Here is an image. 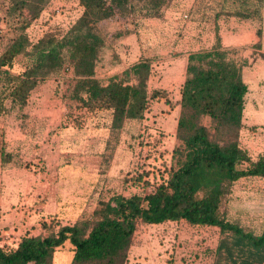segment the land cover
Returning <instances> with one entry per match:
<instances>
[{
	"label": "trees",
	"instance_id": "1",
	"mask_svg": "<svg viewBox=\"0 0 264 264\" xmlns=\"http://www.w3.org/2000/svg\"><path fill=\"white\" fill-rule=\"evenodd\" d=\"M41 1L9 2L12 10L27 6L35 17ZM162 1L145 4L146 13L153 14ZM80 4L83 13L62 36L45 35L32 43L22 25L7 39L0 52V116L23 110L38 83L58 75L67 64L73 67L70 97L76 102L71 105L91 113L110 110L112 127L143 118L154 98H164L174 107L166 92L156 89L149 94L147 80L152 68L147 59L125 72L126 77L134 75L135 83L111 78L104 84L96 77V64L105 47L99 23L117 12L135 11L133 0H80ZM19 56L26 61L17 70ZM247 92L241 66L220 47L191 53L177 101L181 107L177 135L184 148L177 150V167L157 183L156 191L101 201L91 219L74 224L43 219L48 234L26 235L15 246H0V264H54L57 248L66 241L73 246L70 264H127L139 220L159 224L181 219L220 228L213 264H264V228L256 234L220 212L229 184L245 176L264 177V154L253 159L238 141ZM204 116L211 118L213 134L203 124ZM0 156L3 165L12 159L3 148Z\"/></svg>",
	"mask_w": 264,
	"mask_h": 264
},
{
	"label": "rangeland",
	"instance_id": "2",
	"mask_svg": "<svg viewBox=\"0 0 264 264\" xmlns=\"http://www.w3.org/2000/svg\"><path fill=\"white\" fill-rule=\"evenodd\" d=\"M9 1L0 0V52L7 39L15 34L18 27L25 25L23 30L32 43L45 35L62 36L84 10L80 0H42L40 12L34 17L27 6L12 10L13 6ZM151 1L133 0L137 6L135 11L117 12L99 23L105 38V47L95 68L96 77L104 84H108L111 78L125 80V83H135L137 80L134 75L126 77L125 72L131 70L138 58L147 59L152 68L147 80L149 94L156 89L162 90L175 104L174 107H170L164 98H154L150 101V107L145 111L143 118L128 119L127 135H129L128 149L132 152L131 167L136 157L135 152L139 149L140 151H138L139 158L135 161L136 169L133 170L136 173L133 178L130 177L131 167L128 169L123 167L122 178L126 179L125 184L130 182L128 186L133 187L135 192L140 194L146 192L144 186L147 188L151 182L160 183L170 169L177 167V160L180 158L177 150L184 148L183 141L178 137L177 132L176 139L171 141L169 131L163 128L160 124L162 120H158L157 116L164 114L165 108L174 110L176 106L180 115L181 107L177 104L181 97L179 88L168 92L167 87L163 85L171 82L173 75L175 80H179V69L185 67L184 61L181 62L183 56L179 55L185 50L197 52L220 47L241 66L243 79L248 83V92L243 112V126L240 129L238 141L253 159L264 154V0H255L254 5L258 4L257 7L251 5L254 0H247L246 4L240 7H232L235 12L245 10L251 15L246 18L236 15L235 12H223L219 7L204 5L190 7L176 3L172 5L166 4V0L165 4L149 15L144 6ZM141 6H143L142 9ZM232 14L236 17L230 20L228 15ZM239 19H245L244 22L248 24L234 26L240 22ZM252 28H256L257 41L251 39L249 35ZM227 30L235 32L231 35L226 33ZM218 31L219 33L222 31L221 36H224V47L217 39ZM174 59H179L177 70L172 68L175 64L172 63ZM25 61V57L19 56L15 68L22 69ZM111 64L125 69L112 73V68L108 67ZM72 76L73 67L65 65L58 75L38 83L23 110L15 109L0 116V148L12 155L11 161L4 165L0 156V176L5 177L7 182L3 184L4 187L10 186L11 176V180H15V175L28 177L33 173L45 171L47 166L46 139L43 143H37L36 146L33 142L31 146L22 142L16 143L15 141H23L20 131L22 134L27 131L37 134L39 131L38 135L41 139L44 133L46 137V118H51L55 122L62 118L64 120L62 126L65 124H72L74 127L91 125L95 133L96 123L101 125L104 120H107L108 115L109 121L111 120L110 110L91 113L86 108L76 107V104L71 105L76 102L70 97L74 88V84L70 81ZM39 113L43 114L39 115ZM203 124L212 134L214 133V125L209 116L203 117ZM124 126H126L125 122L118 129ZM130 134H133L131 140ZM125 136V131L118 136L119 146L117 147L120 148ZM126 142L124 141L125 145ZM125 145H122L124 149H121L116 157L120 165H126L130 157V154L128 159V155L124 156L127 152ZM13 164L16 165L12 166ZM144 178H147L145 182H143ZM20 197L22 199L23 194ZM220 212L228 220L240 224L245 229L256 234L261 233L264 228V177L245 176L229 184L222 198ZM188 228L192 229L190 226ZM218 230L214 231L207 225L197 227L195 231L193 229L194 235L198 237L196 241H184L183 251H181L183 263L213 264L215 244L218 245L221 237L220 228ZM57 252L73 253V246L66 241L63 246L57 248Z\"/></svg>",
	"mask_w": 264,
	"mask_h": 264
},
{
	"label": "crops",
	"instance_id": "3",
	"mask_svg": "<svg viewBox=\"0 0 264 264\" xmlns=\"http://www.w3.org/2000/svg\"><path fill=\"white\" fill-rule=\"evenodd\" d=\"M246 1L166 0V4L173 5L176 3L190 7L204 5L213 8L219 7L223 12H235L232 7L245 5ZM254 3L255 0L251 5L257 7L258 4L255 6ZM162 4H165V0L159 5L161 6ZM235 13L244 17L241 13L247 12L242 10ZM228 16L230 20L236 17L233 14ZM244 21L246 20L241 19L234 26H241L242 23L248 24ZM255 31L256 28H252L249 31V35L251 39L257 41L258 38H255ZM221 32L219 33L218 31L217 36H219V43L224 47L225 39L224 36H221ZM233 32L235 31H226L227 34L231 35H233ZM245 37L247 36L245 35ZM258 49L261 50V48ZM193 52L195 50H185L179 55L183 56L181 62L184 61L185 67L183 66L184 68L180 67L179 69V80H175L173 78L175 75H173L171 82L163 85V87H167L168 92L174 88L176 90L177 88H179L178 90L181 89L186 79L189 55ZM142 59L138 58L134 64ZM178 61L179 59L172 60V63H175L172 68L177 70ZM113 65H108V67L112 68V73L116 70L119 71V69H125L124 67L119 68L121 66L116 67ZM125 67L127 68V66ZM167 106L169 105L167 104ZM176 107L174 110H170L171 108L169 107L165 108V113L162 115L159 113L160 115L157 116L158 120H162L160 124L163 128L169 131L171 141L176 139L178 127L179 109L177 110ZM156 113L157 111L154 112V115ZM41 114L43 113H39V115ZM38 117L41 119L40 116ZM46 121V137H44V133L40 139L39 131H36L37 134H31L28 131L22 134L20 131V137L23 141H15L16 143L22 142L28 146H31V142H33L34 146H36L37 143H43L46 139L45 150H47L48 161L45 171L33 173L28 175V177L20 175L16 177L15 175V180H11V176L9 182L11 184L6 187L3 186L4 183H7L6 178L0 176V246H15L26 235H47L48 231L41 224L43 219L50 220V218H55L60 225L74 224L83 219H91L94 210L101 201H109L116 195L128 197L140 194L135 192L133 187L128 186L130 182L125 184L126 179L122 178L123 167L130 168L132 160V152L128 149V120L125 121L126 126H124L127 129L123 127L119 130L110 125L108 115L107 120H104L101 125L96 123L95 133L91 125L74 127L72 124H65V126H62L64 121L62 118L56 120V122L51 118H46ZM124 131L126 132V138L123 141L121 140L122 144L119 148L117 147L119 146L118 136ZM132 137L133 134H130V140ZM124 141H127L126 145ZM122 145L126 147L127 152L124 156L128 155L127 159L130 154L126 165H120L118 163L120 161L116 159L119 151L121 152V149H124ZM14 165L16 164L12 166ZM12 183L14 184L12 185ZM21 194H23L22 199L20 197ZM187 226L192 227V229ZM209 226L214 231L219 228L215 225ZM138 227L140 228L138 233L133 234L127 264H185L181 256L183 243L187 240L196 241L198 237L193 233L196 228L185 219L166 221L159 224L144 222L139 223ZM203 236L207 237L206 235ZM68 242L70 243V241ZM216 244L215 247H217ZM70 245L72 244L70 243ZM72 257L73 253L64 254L56 251L54 264H70ZM189 260L192 262L191 258Z\"/></svg>",
	"mask_w": 264,
	"mask_h": 264
},
{
	"label": "built area",
	"instance_id": "4",
	"mask_svg": "<svg viewBox=\"0 0 264 264\" xmlns=\"http://www.w3.org/2000/svg\"><path fill=\"white\" fill-rule=\"evenodd\" d=\"M138 151H140V149L139 150H137L136 152H135V155H136V157H135V159L133 160V163H132V169H131V175H130V177H132L133 178V175L136 173L133 169H136V167L134 166L135 165V161H137V159L139 158V152ZM138 154V155H137ZM145 180H147V178H144V181L143 182H145ZM144 184V183H143ZM157 183H154V182H151V183H149L148 185H147V188H146V186H144L145 187V191L146 192H144L143 194H141V195H143V196H145V195H147V194H149V193H152V192H154V191H156V189H157ZM139 223H144L143 221H141V220H139L138 222H137V226H136V229H135V231H134V233L135 234H137L138 233V230L140 229L139 227H138V224ZM194 227H201V226H205V225H193ZM207 226H209V225H207Z\"/></svg>",
	"mask_w": 264,
	"mask_h": 264
}]
</instances>
